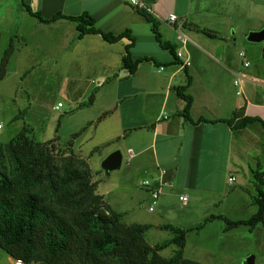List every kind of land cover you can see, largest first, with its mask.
<instances>
[{"label": "crops", "instance_id": "1", "mask_svg": "<svg viewBox=\"0 0 264 264\" xmlns=\"http://www.w3.org/2000/svg\"><path fill=\"white\" fill-rule=\"evenodd\" d=\"M25 1L43 17L56 12L72 16L88 13L100 30L118 34L127 29L134 37L131 56H150L157 62L142 61L129 75L121 61L126 39L108 43L96 34L78 38L76 24L70 20L44 23L27 13L21 0H0V57L10 39L15 44L0 85L9 75L20 77L33 66H41L47 57L46 45L51 48L52 60L61 65L58 71L73 68L78 74L90 73L104 80L115 78L116 103H110L115 104L113 107L107 105L110 113L100 123H106L109 136L120 139L125 148L120 167L124 161L129 172L126 181L131 184L118 186L130 190V186L136 185L143 191L140 196L147 200L148 190L139 186L140 180L149 178L160 187L158 205L152 212L156 217L145 223L151 224V228L165 224L167 197L173 190L179 191L178 200L179 196L187 197L185 204L181 203L187 207L181 224H175L180 228H193L209 216L246 219L256 211L250 195L254 193V171L264 169L257 160L264 156V128L253 122L232 129L219 120L232 117L242 107L243 115L264 121V48L254 50L256 46L247 44L243 57L236 53L237 44L242 41L245 45L248 30H260L264 24L260 10L264 0H139L158 20L163 40L173 45L175 51L182 49L190 58L191 64L186 67H181L173 53L158 45L150 25L128 0ZM171 13L177 17L173 22L167 20ZM197 27L214 31L218 37L211 38ZM177 31L188 36L186 43L177 40ZM243 59L250 62L248 66H243ZM29 63L33 65L28 67ZM118 74L121 79H116ZM235 80L238 84H234ZM185 85V93L192 97L189 115L194 122L179 115L184 100L174 88ZM21 90L20 85L11 91L0 89V115L17 117L14 112L20 106L16 98ZM238 90L240 94L236 93ZM14 105L17 107L12 112ZM199 118L203 121H197ZM1 129L0 138L12 136L1 133ZM230 177L234 178L232 182ZM232 185L233 195L227 189ZM112 190L107 189L104 198ZM118 212L124 215V211ZM214 226L225 240L236 234L242 236L247 246L245 254H253L254 264H264V225L252 229L245 226L244 231L237 230L242 225L226 229L223 220L213 218L197 229L199 239ZM197 244V254L212 253V243ZM13 260L0 249V264H13ZM194 260L207 264L203 259Z\"/></svg>", "mask_w": 264, "mask_h": 264}, {"label": "trees", "instance_id": "2", "mask_svg": "<svg viewBox=\"0 0 264 264\" xmlns=\"http://www.w3.org/2000/svg\"><path fill=\"white\" fill-rule=\"evenodd\" d=\"M21 4L29 15L44 23L58 19L74 22L78 38L96 34L108 43L126 39L121 61L129 75L142 61L157 63L150 56H131L134 37L127 29L118 34L105 32L95 26L94 17L88 13L72 16L56 12L43 17L32 11L27 1L21 0ZM137 10L150 25L158 45L176 58L175 47L162 38L158 20L145 9ZM197 29L211 38L218 37L214 31ZM14 48V41L10 39L0 57V80L6 74ZM186 87L174 88L184 100L179 115L194 122L189 115L192 97L185 93ZM95 92L94 88L78 107L92 105ZM109 113L103 112L98 120ZM219 121L226 122L232 129L253 122L264 128L263 119L243 115L242 107L234 111L232 117ZM31 134L32 129L23 126L9 141L0 142V249L24 264H201L183 256L189 230H197L213 218L223 220L226 229L241 225L252 229L258 224L264 225V169H257L251 194L256 211L248 218L231 220L223 215L209 216L190 229L161 224L157 227L169 231L171 237L151 245L145 233L152 225L127 224L122 220L123 214L113 210L97 191V181L87 161L68 149L70 141L66 149L60 146L58 136L36 141ZM170 245L175 247L172 254L163 257L160 252Z\"/></svg>", "mask_w": 264, "mask_h": 264}, {"label": "rangeland", "instance_id": "3", "mask_svg": "<svg viewBox=\"0 0 264 264\" xmlns=\"http://www.w3.org/2000/svg\"><path fill=\"white\" fill-rule=\"evenodd\" d=\"M250 9L251 11L254 10V6L251 5ZM260 10L264 14V7ZM260 29H264V24ZM249 32L248 30L247 34ZM247 34L243 41L245 45H242L241 39V43L236 45V53L246 54L245 46L247 44L256 46L253 47L254 50L255 48H264V40L258 43L249 42L246 39ZM44 53L47 57L41 66H33L27 72L22 73L20 77L9 75L1 83L0 89L5 92L13 90L18 85L22 87L16 98L20 106L14 112L17 117L11 119L7 114L0 115L1 133L7 132L13 137L23 126H27L32 129L31 135L36 141H44L58 136L60 146L66 149L70 141L72 151L88 162L93 173V179L97 181V191L104 194L107 189L113 188L109 194H106L105 199L113 210L124 211L122 220L125 223L154 221L156 215L147 210L149 199L140 196L143 194L141 189L136 185L130 186V190H123L118 186L131 184L130 181H126L129 172L125 170L124 161L121 167L108 173L101 167L102 160L115 150H120L123 158L125 156V148L121 140L111 138L112 136H109L110 129L106 123H100L101 120H98L103 112L108 111L107 105L113 107L115 104L110 103H116L114 94L117 83L115 78L111 80L99 79L90 73L78 74L73 68H64L65 72L62 69L58 71L61 65L52 60L51 48L48 45L45 46ZM31 63L28 64V67L33 65ZM121 78V74L116 76V79ZM104 82L107 83L101 87V83ZM94 88L96 92L92 105L79 108L78 104L86 100ZM58 102L61 103V106L54 109L53 106H56ZM14 107L17 106H13L12 112ZM73 134L76 135L73 137ZM10 138H0V142L5 143ZM257 160L262 163V168H264V156L261 155ZM137 179L139 178H136V181ZM144 179L150 180L149 178ZM116 186L118 187L116 188ZM234 188V185L227 186L228 192H232L229 194L233 195ZM178 195L179 191L177 190L169 192L168 207L165 206V209H168V217L165 218V223L181 224V218L184 216L183 213L187 207L181 205ZM225 206L228 207V203ZM245 228L242 226L238 227L237 230L244 231ZM204 232L207 233L200 239L197 230L193 229L187 232L184 257L203 259L207 264H236L237 262L244 264L245 259L249 255H253L245 254L246 242L238 234L225 240L222 234L218 235L220 230L215 226ZM145 237L152 245L169 239L171 233L153 227L146 232ZM200 241L203 244L208 243V245L209 242L212 243L211 254H197L199 251L197 243ZM222 241H226L228 246H221ZM174 248V245H170L163 249L160 254L163 257H169Z\"/></svg>", "mask_w": 264, "mask_h": 264}, {"label": "built area", "instance_id": "4", "mask_svg": "<svg viewBox=\"0 0 264 264\" xmlns=\"http://www.w3.org/2000/svg\"><path fill=\"white\" fill-rule=\"evenodd\" d=\"M128 2L134 6L137 9H145L147 10V7H145V5L143 4V2L139 1V0H128ZM176 15L171 13L168 15L167 20L169 22H173L176 20ZM188 36L184 33H182L181 31H177V40L181 43H186L188 41ZM175 56L177 59L180 60V66L181 67H186L189 66L191 64V60L188 56H186L183 52L182 49H178L175 51ZM239 56L243 57V54L241 52H239ZM243 66L246 67L249 65V62L245 59H243ZM234 84H238V80L234 81ZM237 94H240V91L238 90L236 92ZM59 106H61V103L58 102V104L56 106H54V109H57ZM1 127V125H0ZM128 153L130 155H132V151L128 150ZM234 180L233 177L229 178V182H232ZM139 186L142 188H145L148 190L149 193V205L147 207L149 212H153L155 210V208L158 205V199H159V195H160V187L159 186H155L153 185L151 180L148 179H143L139 182ZM187 197L186 196H179V200L181 203L185 204ZM13 264H24L23 261L21 259H14L13 260Z\"/></svg>", "mask_w": 264, "mask_h": 264}, {"label": "water", "instance_id": "5", "mask_svg": "<svg viewBox=\"0 0 264 264\" xmlns=\"http://www.w3.org/2000/svg\"><path fill=\"white\" fill-rule=\"evenodd\" d=\"M246 39L249 42H255V43L263 41L264 29L250 31L247 34ZM121 159H122V154L120 150H115L102 160L101 167L106 173H108L120 167ZM244 264H254V256L253 255L248 256L244 261Z\"/></svg>", "mask_w": 264, "mask_h": 264}]
</instances>
